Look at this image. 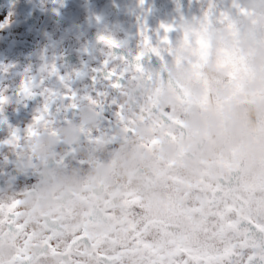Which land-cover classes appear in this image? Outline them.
<instances>
[{
    "label": "clouds",
    "instance_id": "clouds-1",
    "mask_svg": "<svg viewBox=\"0 0 264 264\" xmlns=\"http://www.w3.org/2000/svg\"><path fill=\"white\" fill-rule=\"evenodd\" d=\"M0 264H264V0H0Z\"/></svg>",
    "mask_w": 264,
    "mask_h": 264
},
{
    "label": "flooded vegetation",
    "instance_id": "flooded-vegetation-1",
    "mask_svg": "<svg viewBox=\"0 0 264 264\" xmlns=\"http://www.w3.org/2000/svg\"><path fill=\"white\" fill-rule=\"evenodd\" d=\"M18 31H22V29H19Z\"/></svg>",
    "mask_w": 264,
    "mask_h": 264
}]
</instances>
